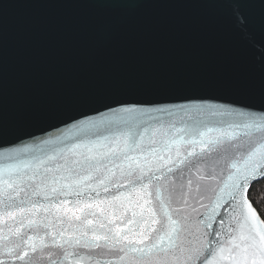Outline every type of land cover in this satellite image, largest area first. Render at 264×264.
Segmentation results:
<instances>
[{"label": "snow or ice", "instance_id": "snow-or-ice-1", "mask_svg": "<svg viewBox=\"0 0 264 264\" xmlns=\"http://www.w3.org/2000/svg\"><path fill=\"white\" fill-rule=\"evenodd\" d=\"M176 107L191 125L157 127L147 144L131 129L78 140L66 146L75 167H49L46 146L136 110L0 151V264H264V216L249 198L264 180V112Z\"/></svg>", "mask_w": 264, "mask_h": 264}, {"label": "water", "instance_id": "water-1", "mask_svg": "<svg viewBox=\"0 0 264 264\" xmlns=\"http://www.w3.org/2000/svg\"><path fill=\"white\" fill-rule=\"evenodd\" d=\"M210 104L264 112V0H0V151L136 110L46 146L49 167H75L67 145L129 129L147 144L191 125L176 106Z\"/></svg>", "mask_w": 264, "mask_h": 264}, {"label": "trees", "instance_id": "trees-1", "mask_svg": "<svg viewBox=\"0 0 264 264\" xmlns=\"http://www.w3.org/2000/svg\"><path fill=\"white\" fill-rule=\"evenodd\" d=\"M249 198L255 208L264 216V180L255 183L249 191Z\"/></svg>", "mask_w": 264, "mask_h": 264}]
</instances>
